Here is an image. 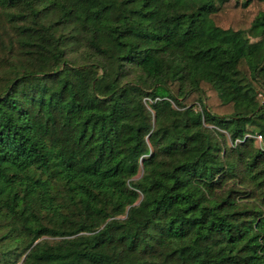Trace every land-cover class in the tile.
Returning <instances> with one entry per match:
<instances>
[{
    "label": "trees",
    "instance_id": "obj_1",
    "mask_svg": "<svg viewBox=\"0 0 264 264\" xmlns=\"http://www.w3.org/2000/svg\"><path fill=\"white\" fill-rule=\"evenodd\" d=\"M0 264H264V0H0Z\"/></svg>",
    "mask_w": 264,
    "mask_h": 264
},
{
    "label": "built area",
    "instance_id": "obj_2",
    "mask_svg": "<svg viewBox=\"0 0 264 264\" xmlns=\"http://www.w3.org/2000/svg\"><path fill=\"white\" fill-rule=\"evenodd\" d=\"M254 138L256 139L258 144H261L262 142V136L260 134L254 135Z\"/></svg>",
    "mask_w": 264,
    "mask_h": 264
}]
</instances>
